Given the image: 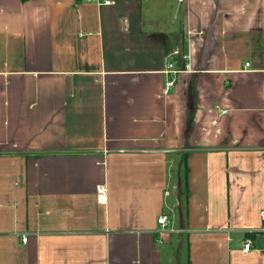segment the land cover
Wrapping results in <instances>:
<instances>
[{
	"label": "crops",
	"instance_id": "obj_1",
	"mask_svg": "<svg viewBox=\"0 0 264 264\" xmlns=\"http://www.w3.org/2000/svg\"><path fill=\"white\" fill-rule=\"evenodd\" d=\"M262 209L264 0H0V264H264Z\"/></svg>",
	"mask_w": 264,
	"mask_h": 264
},
{
	"label": "built area",
	"instance_id": "obj_2",
	"mask_svg": "<svg viewBox=\"0 0 264 264\" xmlns=\"http://www.w3.org/2000/svg\"><path fill=\"white\" fill-rule=\"evenodd\" d=\"M104 2H108V1H104ZM180 56V58L182 60H186L188 59V55L181 53L180 51H178L177 49H174L173 51L169 52L166 56V58L168 59L165 68L163 70V74H164V83H163V88L162 91L164 94H167L171 91V89L174 87L177 79H178V75L179 73H181L182 71L186 70L188 68V64L187 65H183V66H177L175 64V61L173 60L174 58ZM246 66L248 65V63L245 64ZM105 186L104 185H97L96 186V200L99 203H103L105 201ZM259 217L261 219V221L264 223V209L260 210L259 212ZM156 222L158 224L159 231L158 232H162L166 229L168 220H167V216L165 214H160L157 219ZM263 230H264V224H263ZM20 240L22 241V243H25L27 240V234L26 233H22ZM251 247V241L249 239H246L245 242L243 243L242 246V251H249Z\"/></svg>",
	"mask_w": 264,
	"mask_h": 264
}]
</instances>
